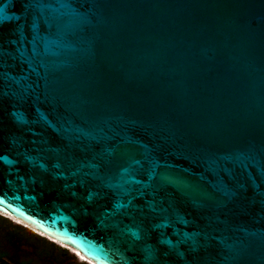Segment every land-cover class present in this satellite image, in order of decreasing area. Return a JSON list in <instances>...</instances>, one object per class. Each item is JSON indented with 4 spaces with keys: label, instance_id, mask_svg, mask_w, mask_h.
I'll return each mask as SVG.
<instances>
[{
    "label": "water",
    "instance_id": "water-1",
    "mask_svg": "<svg viewBox=\"0 0 264 264\" xmlns=\"http://www.w3.org/2000/svg\"><path fill=\"white\" fill-rule=\"evenodd\" d=\"M0 5L31 60L0 90L1 215L88 264H264V0Z\"/></svg>",
    "mask_w": 264,
    "mask_h": 264
},
{
    "label": "flooded vegetation",
    "instance_id": "flooded-vegetation-1",
    "mask_svg": "<svg viewBox=\"0 0 264 264\" xmlns=\"http://www.w3.org/2000/svg\"><path fill=\"white\" fill-rule=\"evenodd\" d=\"M12 221L16 223V221ZM24 228L27 230L29 237V243L26 244L14 245L7 240V237L0 234V264H57L51 255L49 257L47 253L42 254L35 250L37 248L35 245L38 246L43 241L42 238L44 236L29 231L25 226ZM47 240L50 241L49 239ZM80 257L83 258L82 256ZM71 259L76 262H85L83 260L79 261L76 257Z\"/></svg>",
    "mask_w": 264,
    "mask_h": 264
},
{
    "label": "trees",
    "instance_id": "trees-1",
    "mask_svg": "<svg viewBox=\"0 0 264 264\" xmlns=\"http://www.w3.org/2000/svg\"><path fill=\"white\" fill-rule=\"evenodd\" d=\"M0 234L7 237V240L14 245H21L23 243H29L28 232L24 226L14 223L9 218L0 214ZM42 242L35 245V250L42 254L47 253L50 257L56 260L57 264H88L87 262H76L71 258H75L65 248L58 246L52 241H48L46 238H42ZM49 243V244H48ZM56 245V246H55Z\"/></svg>",
    "mask_w": 264,
    "mask_h": 264
},
{
    "label": "snow or ice",
    "instance_id": "snow-or-ice-1",
    "mask_svg": "<svg viewBox=\"0 0 264 264\" xmlns=\"http://www.w3.org/2000/svg\"><path fill=\"white\" fill-rule=\"evenodd\" d=\"M4 12L5 7L3 5H0V17H3ZM40 27L43 28V25H41ZM0 35H2V33H0ZM12 43L17 44L16 41H13ZM23 47V45H18V47L15 49L17 55H13L11 52H6L3 44L0 43V90H2L8 82H11L14 72L18 71L22 66V61L23 63L31 62L30 59L25 57ZM19 86H25L23 80L19 82ZM245 164L246 161L244 159H240L238 161L239 166H245Z\"/></svg>",
    "mask_w": 264,
    "mask_h": 264
},
{
    "label": "rangeland",
    "instance_id": "rangeland-1",
    "mask_svg": "<svg viewBox=\"0 0 264 264\" xmlns=\"http://www.w3.org/2000/svg\"><path fill=\"white\" fill-rule=\"evenodd\" d=\"M4 216V215H3ZM6 217V216H5ZM7 218H9V217H7ZM10 220H13V219H11V218H9ZM17 223V222H16ZM58 246H60V247H62V248H65V249H67L68 251H69V253L70 254H72L73 256H75L79 261H81L82 260V258L79 256H77L75 253H74V251L72 250V249H69V248H66V247H64V246H61V245H59V244H57Z\"/></svg>",
    "mask_w": 264,
    "mask_h": 264
},
{
    "label": "bare ground",
    "instance_id": "bare-ground-1",
    "mask_svg": "<svg viewBox=\"0 0 264 264\" xmlns=\"http://www.w3.org/2000/svg\"><path fill=\"white\" fill-rule=\"evenodd\" d=\"M80 256H81V255H80ZM82 257H83V256H82ZM83 258H84V257H83ZM83 258H82V259H83Z\"/></svg>",
    "mask_w": 264,
    "mask_h": 264
}]
</instances>
